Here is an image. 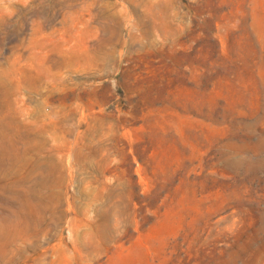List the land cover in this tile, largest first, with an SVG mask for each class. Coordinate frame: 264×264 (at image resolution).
I'll return each mask as SVG.
<instances>
[{
    "label": "rangeland",
    "instance_id": "rangeland-1",
    "mask_svg": "<svg viewBox=\"0 0 264 264\" xmlns=\"http://www.w3.org/2000/svg\"><path fill=\"white\" fill-rule=\"evenodd\" d=\"M0 264H264V0H0Z\"/></svg>",
    "mask_w": 264,
    "mask_h": 264
}]
</instances>
